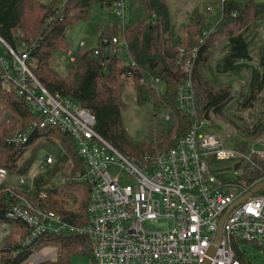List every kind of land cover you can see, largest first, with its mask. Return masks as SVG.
Listing matches in <instances>:
<instances>
[{"label":"trees","instance_id":"16d2710c","mask_svg":"<svg viewBox=\"0 0 264 264\" xmlns=\"http://www.w3.org/2000/svg\"><path fill=\"white\" fill-rule=\"evenodd\" d=\"M59 1L0 0V36L13 48L27 42L38 80L51 93L68 97L94 113L97 131L123 155L137 164L149 163L189 131L191 120L177 102V90L187 76L192 78L202 119L214 114L230 119L242 133H264V2L227 0L223 2L219 17L222 19L218 22H213L196 5L188 20L179 25L167 0H131L129 23L122 27L112 12V0ZM81 21L87 22L88 36L95 43L89 49L78 47L75 62H70L69 33ZM106 36L124 37L128 42L127 46L122 45L125 50L120 53L114 50L115 46L105 44ZM220 39L222 43L217 46ZM195 49L197 55L193 58ZM55 58L59 60L57 67ZM189 59L194 64L188 74L183 64ZM59 63L65 66L62 72ZM238 74L246 75V81L233 90L223 78ZM150 75L160 78L165 90L152 82H142ZM130 80L135 83L137 103L144 113V127L137 132L130 131L125 118L128 103L124 91ZM0 103L19 120L38 119L16 89H7L1 80ZM52 135L62 137L57 141ZM41 138L55 152L54 163L37 175L33 184L27 182L21 187L18 178L32 172L36 152L43 148L37 144L32 156L22 163L19 159ZM236 138L238 142H246L241 134ZM0 155L2 165L10 172L9 180L0 186V222L16 227L0 245V264H22L39 245L52 241H60L64 254L60 259L35 264H94L76 259L78 255L90 256V241L86 236L45 234L32 245L23 246L20 235L25 239L29 227L7 217L9 207L18 200L16 196L24 194L35 207L57 211L66 222L86 223L88 216L84 217L83 211L73 213L63 209L60 197L63 185L56 182L60 175V181L65 176L62 174L69 159L76 160L80 167L83 164L76 140L59 126H36L25 144L17 146L0 139ZM78 165H74L75 172ZM84 169L83 164L79 174ZM65 182L67 187L80 190L84 199L89 198L87 210L91 197L88 184L77 178Z\"/></svg>","mask_w":264,"mask_h":264},{"label":"built area","instance_id":"2783aa9c","mask_svg":"<svg viewBox=\"0 0 264 264\" xmlns=\"http://www.w3.org/2000/svg\"><path fill=\"white\" fill-rule=\"evenodd\" d=\"M225 1L221 0V12ZM130 3L111 2L122 27L129 23ZM207 12L213 13V7H207ZM103 42L120 53L125 50L122 45L128 44L118 36H106ZM78 47L92 45L81 40ZM68 51L69 61L75 62V49ZM31 53L27 42L13 48L0 36V80L7 89L15 88L38 117L31 131L36 126L55 125L76 140L85 167L76 178L88 184L91 197L86 223L74 225L57 211L35 207L28 197L18 194L7 217L29 227L23 246L32 245L41 235L73 233L89 239L94 264H203L207 259L209 264H264V187L228 212L234 202L264 181L263 141L239 148L227 136L204 131L208 121L200 117L192 78L187 76L177 90V102L191 120L189 131L151 162L137 164L100 135L94 113L46 89L31 66ZM196 55L195 49L193 58ZM193 64V59L184 62L188 74ZM142 82L157 87L162 83L152 75ZM31 131L7 140L17 146L25 144ZM54 160L52 154L41 153L36 165L45 170ZM36 176L33 172L22 175L17 183L21 187L33 184ZM9 177L0 155V186ZM223 218L222 238L210 256ZM157 220L170 224L169 228H146Z\"/></svg>","mask_w":264,"mask_h":264},{"label":"rangeland","instance_id":"374dc122","mask_svg":"<svg viewBox=\"0 0 264 264\" xmlns=\"http://www.w3.org/2000/svg\"><path fill=\"white\" fill-rule=\"evenodd\" d=\"M167 1H168V4L171 6L172 13L175 19L177 20V23H179V25L182 23H185L188 20L187 19L188 16L192 12V10L196 7V5H200L202 10L206 13V15L210 17V19H212L213 22H216V21L218 22L222 19V18H219L221 15V11H220L221 5H222L221 0H167ZM256 1L264 2V0H256ZM207 7H213L214 12L213 13L207 12ZM69 36L71 39L70 46L71 48L75 50H77L79 42L81 40H85L89 46L94 45L95 43V39L93 37L88 36L87 22L81 21L80 23H78L70 31ZM221 39L216 42L217 46L222 43L223 39L222 40ZM58 62L59 60L55 58L54 64L56 67H57ZM59 64L61 68H58V69L60 70V72H62L63 70H65V66H63V64L61 63ZM245 76L246 75L244 74L228 75V76L226 75L223 78V80L226 82V85H230L233 88V90H236L240 86L245 84V81H246ZM134 86H135V83L133 82V80H130L128 86L126 87L124 91V99L128 103V106H127L128 110L126 111L125 118H126V121L129 122L131 132H137V130L143 129L144 124H145L143 115H142L144 113L141 112L140 107L138 106L137 93L135 92ZM158 87L162 91L165 90V86L163 82ZM9 111H10L9 108H5L0 103V139H2L3 141L7 140L9 137H11L12 135L16 133L31 131L32 126L39 121V119L34 120V118L28 119V120H24V119L19 120L17 116L15 117L14 114L11 111L10 112ZM200 117H201V113H200ZM245 117H247V115H245ZM205 120H207L208 123L204 126V131L208 133L220 135L222 137L227 136L229 137L231 142L239 148H245L247 145L254 144L255 142H258V141H263L264 143L263 131H258L254 134H250L247 132L242 133L243 131H240V130L238 131L234 123H232L230 119L228 118L222 119L221 117H218L214 114H211L210 118L205 119ZM237 134H241L243 136V139L246 140V142H242L240 140L239 142L236 141ZM60 136L52 135V137L56 138L55 140L57 141L61 139L62 136L61 137ZM233 140L236 143L237 142L238 143L235 144ZM42 141L43 139L41 138L40 140L36 141L35 143L36 145L29 146L27 151L24 152L21 158L19 159V163H22L24 160H26V158H29L30 156H32L33 155L32 150H34V148L37 147V144L43 148L42 150H39L36 152L35 162L31 170L33 172V175L35 176L47 170V169L42 170L36 165V160L39 154L41 153H45L47 155L52 154L54 159L56 157L55 152L53 150L50 151V149L46 147L47 142L43 143ZM256 147H259V146L256 145ZM74 153L77 155L76 152ZM2 158L4 159V157ZM4 162H6L5 159H4ZM222 164H226V163H222ZM74 165L76 167L78 165V163H76V160L69 159V161L66 163L65 168L63 170L65 171V173L62 174V176L65 175L63 176V179H66L67 183H69V181H72V179L76 178L79 175L80 168L83 167V164H81V167L80 165H78L79 170L78 171L76 170L75 172V170H73L75 169ZM60 178H61V175L56 180V182L58 185H63L62 188L64 192L60 196L62 197L63 201L62 200L61 201L64 204V206H62L63 209H65L66 211L67 210L72 211L73 213H80V211H83L84 217H85L87 214L86 206H87V202L89 198L86 197L84 199L80 190L75 189L73 187H67L66 186L67 184H65L66 182L63 183L62 182L63 179H61L60 181ZM1 223L7 224V225H2ZM1 223H0V234L2 230V233H4V235L1 234L0 236V245H2V242L13 231V229H16V227L10 223L9 224L4 223V222H1ZM169 226L170 224L168 225V223H166L163 220H157L153 224L152 223L146 224V228L151 229L153 231L167 230ZM7 228H9V231H7ZM20 237H21L20 241H23L24 239L23 236L20 235ZM62 250H63V246L60 243V241L42 243L35 250V252H33L22 264H35L38 261H47V260L54 261V260L60 259V257L62 256L61 254H64L62 253ZM68 252L66 253L67 255H68ZM76 253L78 252H73L72 254H76ZM76 259L80 262H87V263L91 262L90 256L88 255H78Z\"/></svg>","mask_w":264,"mask_h":264},{"label":"water","instance_id":"95a60500","mask_svg":"<svg viewBox=\"0 0 264 264\" xmlns=\"http://www.w3.org/2000/svg\"><path fill=\"white\" fill-rule=\"evenodd\" d=\"M263 187H264V181L258 183V184L255 186V188L252 190L251 193H249V194H247V195L241 197V199H239V200H237L236 202H234V203L230 206V208L228 209V212H229L232 208L236 207L237 205L241 204V202L245 201V200L248 199L250 196H252L257 190H259L260 188H263ZM224 220H225V218H223V219L221 220V223H220V226H219V230H218V234H217L216 241L214 242L212 248L210 249V256H214V254H215V252H216V248H217V246L219 245L220 240H221V238H222L221 235H222L223 224H224V222H225ZM209 262H210L209 259H207L203 264H209Z\"/></svg>","mask_w":264,"mask_h":264},{"label":"crops","instance_id":"0c3cea01","mask_svg":"<svg viewBox=\"0 0 264 264\" xmlns=\"http://www.w3.org/2000/svg\"><path fill=\"white\" fill-rule=\"evenodd\" d=\"M168 2V1H167ZM210 13V12H209ZM1 223V222H0ZM2 225H7V224H3V223H1ZM3 227V226H2ZM7 231H9V228H7ZM1 234L2 235H4V233H2V230H1ZM1 234H0V236H1Z\"/></svg>","mask_w":264,"mask_h":264}]
</instances>
